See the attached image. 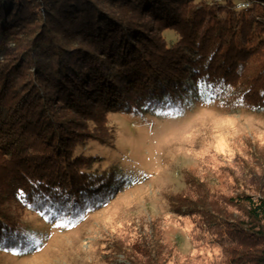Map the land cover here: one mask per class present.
Returning <instances> with one entry per match:
<instances>
[{
    "label": "trees",
    "instance_id": "trees-1",
    "mask_svg": "<svg viewBox=\"0 0 264 264\" xmlns=\"http://www.w3.org/2000/svg\"><path fill=\"white\" fill-rule=\"evenodd\" d=\"M191 90L264 113V0H0V244L19 245L28 209L97 192L103 173L82 149L113 142L108 112ZM234 180L242 191L205 187L189 212L218 264H264V167ZM129 250L134 264L168 260L151 239Z\"/></svg>",
    "mask_w": 264,
    "mask_h": 264
},
{
    "label": "rangeland",
    "instance_id": "rangeland-1",
    "mask_svg": "<svg viewBox=\"0 0 264 264\" xmlns=\"http://www.w3.org/2000/svg\"><path fill=\"white\" fill-rule=\"evenodd\" d=\"M164 34L177 40L174 30ZM241 105L191 90L153 111L108 112L113 142L92 139L82 149L103 173L97 192L55 213L46 204L28 209L13 239L19 245L0 244V264H134L126 252L149 239L163 246L165 264H218L220 248L206 244L187 203L205 187L242 191L234 178L243 168L264 167V113Z\"/></svg>",
    "mask_w": 264,
    "mask_h": 264
},
{
    "label": "bare ground",
    "instance_id": "bare-ground-1",
    "mask_svg": "<svg viewBox=\"0 0 264 264\" xmlns=\"http://www.w3.org/2000/svg\"><path fill=\"white\" fill-rule=\"evenodd\" d=\"M240 5L247 6V4H240ZM240 5H239V6H240Z\"/></svg>",
    "mask_w": 264,
    "mask_h": 264
},
{
    "label": "clouds",
    "instance_id": "clouds-1",
    "mask_svg": "<svg viewBox=\"0 0 264 264\" xmlns=\"http://www.w3.org/2000/svg\"><path fill=\"white\" fill-rule=\"evenodd\" d=\"M239 7H243V5H240Z\"/></svg>",
    "mask_w": 264,
    "mask_h": 264
},
{
    "label": "snow or ice",
    "instance_id": "snow-or-ice-1",
    "mask_svg": "<svg viewBox=\"0 0 264 264\" xmlns=\"http://www.w3.org/2000/svg\"><path fill=\"white\" fill-rule=\"evenodd\" d=\"M21 195H23V193H21Z\"/></svg>",
    "mask_w": 264,
    "mask_h": 264
}]
</instances>
